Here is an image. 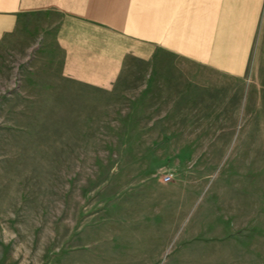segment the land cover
<instances>
[{
	"label": "rangeland",
	"instance_id": "374dc122",
	"mask_svg": "<svg viewBox=\"0 0 264 264\" xmlns=\"http://www.w3.org/2000/svg\"><path fill=\"white\" fill-rule=\"evenodd\" d=\"M94 2L109 82L67 73L61 11L0 46V264H264L257 47L221 45L205 0Z\"/></svg>",
	"mask_w": 264,
	"mask_h": 264
},
{
	"label": "crops",
	"instance_id": "0c3cea01",
	"mask_svg": "<svg viewBox=\"0 0 264 264\" xmlns=\"http://www.w3.org/2000/svg\"><path fill=\"white\" fill-rule=\"evenodd\" d=\"M205 1L207 8L215 7L217 26H214V29L216 28V36L220 39V44L230 47L242 46L244 49L237 53L242 54L240 60L244 62L248 59L251 47H257L255 51L258 60L264 61V0ZM42 10L61 11L64 15L58 37L60 45L68 51L69 57L66 62L68 74L94 82H109L114 79L118 71L113 60L117 33L113 29L105 28L102 34L99 33L107 37L102 41L94 30L95 27L85 28L79 24L84 22L82 17L103 23L111 22L101 15L99 6L94 0H0V46L4 45L12 35L20 32L25 17ZM70 20H75L74 23L78 21V26L70 25ZM81 37H94V42H89L95 45L93 49L101 45L99 50L106 54L104 69L101 68V71L92 69V57L86 59L82 56L83 50L79 45H84L85 40ZM245 71L241 66L236 70V74L244 76ZM133 210L140 211L138 208Z\"/></svg>",
	"mask_w": 264,
	"mask_h": 264
},
{
	"label": "built area",
	"instance_id": "2783aa9c",
	"mask_svg": "<svg viewBox=\"0 0 264 264\" xmlns=\"http://www.w3.org/2000/svg\"><path fill=\"white\" fill-rule=\"evenodd\" d=\"M173 177H174V174L173 173H167L165 176H164V182H171L173 180Z\"/></svg>",
	"mask_w": 264,
	"mask_h": 264
}]
</instances>
